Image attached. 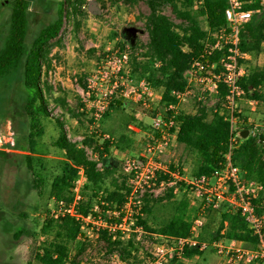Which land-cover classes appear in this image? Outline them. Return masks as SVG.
Wrapping results in <instances>:
<instances>
[{"label": "rangeland", "instance_id": "obj_1", "mask_svg": "<svg viewBox=\"0 0 264 264\" xmlns=\"http://www.w3.org/2000/svg\"><path fill=\"white\" fill-rule=\"evenodd\" d=\"M59 1H31L26 34L28 46L41 28L56 17ZM86 1L82 12L66 17L59 36L51 43V67L47 73L43 69L42 80H46L53 91L51 94L47 93L52 118L46 121L47 131L42 139L46 143L44 147L49 151L35 156L33 160V165L44 175L45 185L41 194L32 184L27 159L29 120L24 109L26 91L23 85V68L20 66L0 78V264H27L31 259L32 248L50 240L54 235L55 228L46 232L42 230L45 221L68 212L55 204L50 196L52 177L60 171L59 156L50 145L57 136L53 117H60L65 122L68 137L78 142L85 134H92L99 143L103 141V136L113 135L115 143L110 148L109 161L115 166L114 179L129 177L125 169L126 159L146 158L148 134L155 132L150 124L151 111L157 109L163 88L152 85L153 100L146 97L140 101L135 99V90L138 91L142 80L147 81L148 71L152 68L142 56L143 46L149 38L146 16L150 9L147 3H129L126 0ZM89 1H94L97 7L95 10L89 8ZM13 2L14 0H0V49L9 31ZM163 11L175 23L181 22L169 5L164 6ZM199 20L206 27L203 15L199 16ZM133 44L136 45V50L133 49ZM134 59L141 62L142 66L132 74ZM263 60L264 53L257 56L252 54L249 66L259 65ZM116 82L121 84L114 88ZM84 84L87 85L86 89ZM125 87L133 89L129 96L124 94ZM198 87L197 92L204 95L203 99L198 100L195 96L180 104L179 111L193 113L200 105H206L209 109L216 107L220 94L209 95L203 92L201 86ZM56 97H63L68 107L83 111L81 122L72 117ZM250 99H256L257 102L251 103ZM146 101L150 104L145 105ZM111 103H118V108L113 109L108 117L102 118L100 112L108 110ZM238 109L242 118L247 117L248 122L255 125L254 128L264 130V85L259 98L242 95ZM240 121L238 127L244 125L241 117ZM140 123L146 127V133L136 126ZM176 136L177 134L171 137L166 149L156 152L157 159L172 165L174 169L180 167L181 174L191 179L195 176L193 171L197 166L196 153L188 150ZM87 150L91 157H95L92 149ZM99 166L102 167V163ZM168 180L159 174L152 182H134L143 188L142 193L149 192L153 196L164 195L170 188H174L175 197L163 198L157 203L149 221L155 225L160 224L171 215L174 202L185 197L193 207L199 209L196 217L201 216L204 220L198 238L212 242L220 220L218 211L224 207L223 204L218 208L208 205L190 183L178 180L175 185H170ZM109 181L110 178L106 183ZM88 225L84 227V234L79 237L86 244V249L80 256L81 264H144L166 240L163 235L144 228L140 230L127 226L123 238H133L137 248L131 257L124 259L118 251L108 252L104 242L99 239V222ZM242 246L248 250L254 248L244 243ZM249 263L264 264V259L236 264ZM33 264L38 263L33 261ZM167 264L225 263L217 250L209 247L200 255L188 258L175 256Z\"/></svg>", "mask_w": 264, "mask_h": 264}, {"label": "trees", "instance_id": "obj_2", "mask_svg": "<svg viewBox=\"0 0 264 264\" xmlns=\"http://www.w3.org/2000/svg\"><path fill=\"white\" fill-rule=\"evenodd\" d=\"M32 0H14L10 15V27L4 45L0 49V78L22 66L23 85L26 91L24 109L28 116V165L31 170L32 184L41 194L44 188V175L33 165L37 155L48 153L46 143L42 139L47 131L46 121L52 118L49 110L48 95L53 87L42 80L51 67L50 55L52 40L59 36L66 17L82 12L86 0H60L56 17L41 28L30 46L26 44V34L29 27L28 10ZM129 3L145 1L150 9L146 16L148 26V41L144 44L142 56L152 68L148 71L147 81L154 86L162 87L160 105L175 103V90H183L187 85L185 72L193 60L200 56L208 30L218 29L227 23L225 9L227 0H126ZM169 5L174 15L181 20L175 23L163 8ZM246 8L257 9L259 1L245 5ZM203 15L206 27L200 23L199 16ZM240 45L254 56L264 53V9L254 13L241 29ZM123 48V44L120 45ZM133 49L137 47L133 44ZM221 51H216L211 61L219 58ZM135 57V56H134ZM142 66L134 59L132 74ZM43 82V83H42ZM245 94L253 98L260 97V90L264 85V60L259 65L249 66L248 73L241 79ZM84 88L87 85L84 84ZM225 86H220V100L216 107L209 109L200 105L193 113L179 111L177 120L180 123L177 140L186 148L196 153L197 166L193 171L195 176H212L214 172L224 167L228 156L233 164L239 167L241 176L245 180L254 179L264 184V130L254 131L255 125L249 123L247 117L237 113L244 121L238 127L236 141L232 140L231 122L227 117L225 106ZM68 110L70 115L80 121L84 116L79 108L67 106L63 97L57 99ZM57 101V102H58ZM58 102V103H59ZM80 105V104H79ZM119 104L111 103L109 109L102 112V118L108 117L110 112L118 108ZM153 112V111H151ZM57 136L50 145L57 152L60 171L53 175L50 183V196L55 204L72 205L75 199L74 187L80 177L81 170L85 173L81 187V197L74 204L75 213L67 212L55 219L49 218L43 224L42 230L55 228L53 237L36 245L31 250V259L27 264H81L80 256L86 249L80 236L84 234V227L93 224L97 216L104 215L109 221H121L126 211V202L132 192L127 183V177L114 179L115 166L109 161L110 148L115 143L113 135L103 136L99 143L92 134H85L80 142L68 137L65 122L60 117H53ZM81 122V121H80ZM146 130L143 124L136 125ZM243 129H248L247 137L240 135ZM87 148L92 149L95 157L88 154ZM102 163V167L99 166ZM172 168H174L171 165ZM163 176V174H160ZM165 176V175H164ZM166 177V176H165ZM111 181L106 183L107 179ZM174 188L164 195L153 196L149 192L143 193L134 219L144 230L171 236H188L192 222L199 209L193 207L188 199L182 197L173 204L171 215L160 224L149 221L157 203L163 198L175 197ZM205 202V201H204ZM256 212L264 213V190L253 198ZM208 205H210L208 203ZM219 209L220 220L213 235V240L220 238L236 239L245 245L259 247L260 237L253 232L248 222L240 212L232 210L223 203ZM110 211L119 213V217H109ZM89 226V225H88ZM99 239L104 242L108 252L118 251L122 258L128 259L136 250L133 238L124 239L120 229L111 230L99 227ZM72 242V244H71ZM203 250L197 247H186L183 257L200 255ZM260 258L258 260H262ZM254 264V263H249Z\"/></svg>", "mask_w": 264, "mask_h": 264}, {"label": "built area", "instance_id": "obj_3", "mask_svg": "<svg viewBox=\"0 0 264 264\" xmlns=\"http://www.w3.org/2000/svg\"><path fill=\"white\" fill-rule=\"evenodd\" d=\"M253 1L227 0L228 5L225 9L227 23L218 29L208 30L202 53L193 60L185 72L187 85L183 90L173 91V95L177 99L176 102L161 106L159 101L157 109L151 113L150 124L155 132L148 134V143L145 149L147 152L146 158H128L125 161V169L129 175L127 183L132 187V192L125 205L124 217L121 218V221L109 222L104 215L100 214V217L93 222H99L100 227H107L111 230L120 229L123 233L126 232L127 226L141 230L142 227L135 222L134 215L138 211L133 206L139 207L143 188L135 183L140 182V180L144 182L150 180L152 182L159 174H163L166 176V180L169 179L167 183L170 185H175L178 180L190 183L197 194L202 195L204 201L213 207L218 208L225 203L232 210L240 212L253 232L260 237L261 243L259 247L248 250V248L242 246V241L236 239L220 238L212 242L202 241L197 235L204 225V220L203 217L197 216L192 222L190 235H165V242L157 248L154 255L147 259L144 264H167L175 256L178 258L183 257L186 247H197L200 250H206L209 247L215 248L225 264H236L264 258V213H257L253 204V198L264 190V184L254 179L245 180L241 176L239 167L233 164L230 156H228L224 167L214 172L212 176L203 174L194 176L191 179L181 174L180 167L174 169L164 161L157 159L156 156V152L166 149L171 137L177 134L180 126L177 120L180 104L188 102L195 96L198 100L203 99L204 95L197 92L198 86H201L203 92L209 95H219L221 84L225 86L224 99L228 110L227 117L231 122L232 140L236 141L239 134L238 103L242 95L245 94L240 81L248 73L249 61L252 58V52L243 49L240 45V33L242 27L250 21L254 13L259 12L262 8L264 9V0H258L260 7L257 9L245 7ZM199 2H202V0ZM216 51H221V54L217 60L211 61L210 57ZM124 57L127 58L126 55ZM120 84L116 82L114 88ZM123 91L125 95L129 96L133 89L125 87ZM153 96L152 85L148 81L142 80L138 91L135 90V99L140 101L146 97L149 98L148 100H153ZM250 102L255 103L257 100L250 99ZM144 104L149 105L150 102L146 101ZM254 131L257 132L258 130L255 128ZM84 178L85 173L81 170L80 177L76 180L74 187L75 199L73 204L69 206L59 204L69 213H75L74 204L81 197L80 191ZM113 216L119 217V213L110 211L109 217Z\"/></svg>", "mask_w": 264, "mask_h": 264}, {"label": "water", "instance_id": "obj_4", "mask_svg": "<svg viewBox=\"0 0 264 264\" xmlns=\"http://www.w3.org/2000/svg\"><path fill=\"white\" fill-rule=\"evenodd\" d=\"M89 8L91 9V10H95L97 7H96V5L94 4V1H89ZM248 134H249V130L248 129H243L242 131H241V133H240V135L242 136V137H247L248 136Z\"/></svg>", "mask_w": 264, "mask_h": 264}, {"label": "crops", "instance_id": "obj_5", "mask_svg": "<svg viewBox=\"0 0 264 264\" xmlns=\"http://www.w3.org/2000/svg\"><path fill=\"white\" fill-rule=\"evenodd\" d=\"M140 129V128H139Z\"/></svg>", "mask_w": 264, "mask_h": 264}]
</instances>
